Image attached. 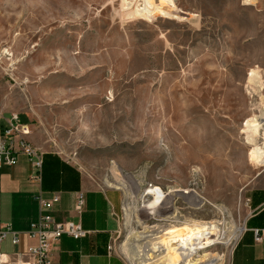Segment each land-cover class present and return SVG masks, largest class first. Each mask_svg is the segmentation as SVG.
<instances>
[{
  "label": "rangeland",
  "instance_id": "1",
  "mask_svg": "<svg viewBox=\"0 0 264 264\" xmlns=\"http://www.w3.org/2000/svg\"><path fill=\"white\" fill-rule=\"evenodd\" d=\"M166 2L173 15L149 14L147 0H0V110L117 191L113 244L128 264L139 260L124 245L143 227L204 220L223 234L199 254L229 264L241 233L230 230L264 187L245 126L264 109V0ZM153 187L163 215L140 201Z\"/></svg>",
  "mask_w": 264,
  "mask_h": 264
},
{
  "label": "crops",
  "instance_id": "2",
  "mask_svg": "<svg viewBox=\"0 0 264 264\" xmlns=\"http://www.w3.org/2000/svg\"><path fill=\"white\" fill-rule=\"evenodd\" d=\"M10 114L8 110H0V130L7 127ZM28 139L40 147L31 134ZM40 151L43 156L40 180L33 178V166L27 154H18L13 165L0 166V228L11 227L19 240L14 244L13 234L9 233L0 243L6 264H35V254L29 249L38 241L28 231L32 222L45 213L59 220L81 222L89 230L78 239L64 234L51 254L52 264H128L121 253L110 249L119 225L117 210L121 203L117 191L90 182L81 168L60 152ZM80 191L86 195V204L79 215L76 198ZM56 194L60 199L51 209L41 207L39 197L52 199ZM248 201L249 214L229 264H264V241L255 242L253 234L254 228H264V187L252 189Z\"/></svg>",
  "mask_w": 264,
  "mask_h": 264
},
{
  "label": "bare ground",
  "instance_id": "3",
  "mask_svg": "<svg viewBox=\"0 0 264 264\" xmlns=\"http://www.w3.org/2000/svg\"><path fill=\"white\" fill-rule=\"evenodd\" d=\"M147 1L149 14L173 15L172 10L175 9L174 4L170 5L166 0H163L160 4L155 3L154 0ZM4 51L8 54L7 50ZM257 74L258 72L254 70L250 78L257 76ZM245 126L247 127L246 132L248 133L246 137L247 142L257 148H261L260 157L264 161V143L261 147L257 145V136L260 135L261 130H264V109L261 110L259 116L254 115L249 118ZM106 181L112 186L109 180ZM126 183L125 181H121V186L116 187L128 190L129 186ZM147 195H152L154 198L152 199L153 201L143 196L140 197V201L143 203V207L152 208L154 212L149 214H165V210L164 212L160 210L166 198L162 189L157 187L150 188ZM220 210L222 213H225V206H221ZM175 217L176 215L167 216L164 220L174 218L177 221ZM221 225V221L204 220L192 225L159 223L147 228L143 227L140 233L135 232L130 236L124 245V250L129 252L135 259H138V264H217L218 258L216 254L206 252L201 255L199 252L206 250L219 241L223 234ZM242 230L243 227H234L230 230L231 236L235 237Z\"/></svg>",
  "mask_w": 264,
  "mask_h": 264
},
{
  "label": "built area",
  "instance_id": "4",
  "mask_svg": "<svg viewBox=\"0 0 264 264\" xmlns=\"http://www.w3.org/2000/svg\"><path fill=\"white\" fill-rule=\"evenodd\" d=\"M31 133L30 125L22 120L19 114L12 113L8 119L6 128L0 130V166L2 164L13 165L17 162V155L27 154L33 166V178L41 179L43 168L42 152L35 147L28 139ZM60 199L55 195L52 199L39 197L41 207L51 209L53 203ZM76 209L80 215L86 204V195L80 191L77 193ZM9 233L13 234V243H18V237L11 227L3 226L0 228V243ZM89 233L81 222L71 220H59L51 213L41 214L38 220L32 222L28 234L31 238H36L38 243L29 250L35 254V264H52L51 254L59 243L61 237L67 234L73 238H82ZM255 242L264 241V228L253 229ZM114 250V245L110 246ZM6 254L0 251V264H6Z\"/></svg>",
  "mask_w": 264,
  "mask_h": 264
}]
</instances>
